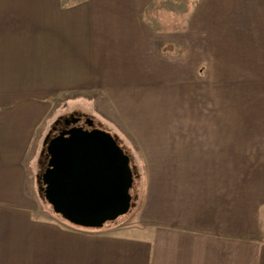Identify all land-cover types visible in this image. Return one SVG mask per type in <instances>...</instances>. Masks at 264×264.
I'll return each instance as SVG.
<instances>
[{
    "label": "crops",
    "instance_id": "obj_1",
    "mask_svg": "<svg viewBox=\"0 0 264 264\" xmlns=\"http://www.w3.org/2000/svg\"><path fill=\"white\" fill-rule=\"evenodd\" d=\"M157 2L0 0V264H264V0H197L171 30ZM68 91L144 170L128 223L35 216L28 155Z\"/></svg>",
    "mask_w": 264,
    "mask_h": 264
},
{
    "label": "water",
    "instance_id": "obj_2",
    "mask_svg": "<svg viewBox=\"0 0 264 264\" xmlns=\"http://www.w3.org/2000/svg\"><path fill=\"white\" fill-rule=\"evenodd\" d=\"M70 116L64 124L75 125ZM63 128L45 144L40 175L44 200L67 223L100 229L128 213L136 193L129 155L109 132L93 127Z\"/></svg>",
    "mask_w": 264,
    "mask_h": 264
},
{
    "label": "rangeland",
    "instance_id": "obj_3",
    "mask_svg": "<svg viewBox=\"0 0 264 264\" xmlns=\"http://www.w3.org/2000/svg\"><path fill=\"white\" fill-rule=\"evenodd\" d=\"M76 1V0H75ZM197 0H158L157 3L152 5L148 11V18L151 22V25L154 28H160L161 23L164 24L165 30H171L172 26L175 24L183 28L184 21L188 16L190 10ZM175 50V49H174ZM173 50V52H174ZM77 96H83L84 99H87L85 102L78 103L72 100ZM104 99L100 96H97L94 92L89 91H68L65 93H60L52 95L51 97V108L46 114L44 120L40 123L37 128L36 137L34 140H37L38 146H33V149L36 153H29L28 159L32 162L27 161V179L29 183V188L32 191V187L35 189V216L43 219H58L56 214L52 211L50 205L44 200L43 194L41 191L40 175L41 172L45 169L46 166V156H45V144L49 137L56 135L57 130L60 128L61 122L69 118L70 116L80 118V121L91 120L93 122V127L105 130L114 136L117 143L123 148V150L128 154V152L122 146L123 139L118 138L115 134L111 133L107 127L101 124L100 120L97 118L98 114L104 117H108V107L103 101ZM111 118V117H110ZM57 127L56 129H54ZM35 143V142H34ZM35 145V144H34ZM32 149V148H31ZM131 160V166L133 169V175L136 182V193L131 201V207L127 214L119 217L115 221L107 222L106 224L114 223H128L130 218L133 216L137 205L140 194V187L142 183L143 169L139 168V164L135 163L132 156L128 154ZM43 158H45L43 160ZM42 162L45 163V166L41 168ZM34 168H32L33 166ZM30 166V167H29ZM34 194V193H33Z\"/></svg>",
    "mask_w": 264,
    "mask_h": 264
},
{
    "label": "flooded vegetation",
    "instance_id": "obj_4",
    "mask_svg": "<svg viewBox=\"0 0 264 264\" xmlns=\"http://www.w3.org/2000/svg\"><path fill=\"white\" fill-rule=\"evenodd\" d=\"M70 127H73V128H77V127H83V128H87V126H86V124H85V121H79L77 124H75V125H71V124H69V125H65L64 124V120L61 122V124H60V128L57 130V132L59 131V130H61V129H63V128H70ZM57 127H55L54 129H56ZM57 134V133H56Z\"/></svg>",
    "mask_w": 264,
    "mask_h": 264
},
{
    "label": "trees",
    "instance_id": "obj_5",
    "mask_svg": "<svg viewBox=\"0 0 264 264\" xmlns=\"http://www.w3.org/2000/svg\"><path fill=\"white\" fill-rule=\"evenodd\" d=\"M44 159H45V158H43V160H44ZM42 165H44V166H45V163H44V162H42V164H41V168H42V167H44V166H42ZM42 169H43V168H42Z\"/></svg>",
    "mask_w": 264,
    "mask_h": 264
}]
</instances>
